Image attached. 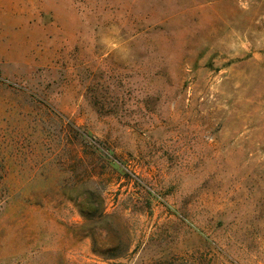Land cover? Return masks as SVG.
Here are the masks:
<instances>
[{
  "label": "rangeland",
  "instance_id": "374dc122",
  "mask_svg": "<svg viewBox=\"0 0 264 264\" xmlns=\"http://www.w3.org/2000/svg\"><path fill=\"white\" fill-rule=\"evenodd\" d=\"M0 264H264V0H0Z\"/></svg>",
  "mask_w": 264,
  "mask_h": 264
}]
</instances>
